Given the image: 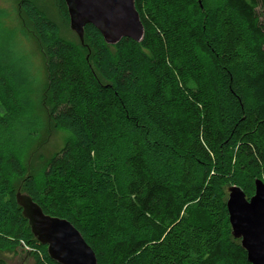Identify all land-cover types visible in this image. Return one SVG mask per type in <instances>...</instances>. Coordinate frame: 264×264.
<instances>
[{
	"label": "trees",
	"instance_id": "trees-1",
	"mask_svg": "<svg viewBox=\"0 0 264 264\" xmlns=\"http://www.w3.org/2000/svg\"><path fill=\"white\" fill-rule=\"evenodd\" d=\"M58 4L69 22L65 0ZM135 6L145 29L141 42L108 45L87 25L83 44L76 35L84 54L31 1L21 2L47 60L50 120L72 140L39 182L0 139V253H18L36 240L11 187L18 178L20 192L45 214L79 230L98 264H250L232 235L227 201L240 176L248 199L255 181L264 182V0ZM3 44L5 134L33 106L26 58ZM128 107L166 150L157 158L144 139L124 133ZM30 121L7 138L27 137ZM30 247L34 264H58L46 248ZM0 264H8L1 255Z\"/></svg>",
	"mask_w": 264,
	"mask_h": 264
},
{
	"label": "rangeland",
	"instance_id": "rangeland-1",
	"mask_svg": "<svg viewBox=\"0 0 264 264\" xmlns=\"http://www.w3.org/2000/svg\"><path fill=\"white\" fill-rule=\"evenodd\" d=\"M22 1L0 0V48L2 42H4L3 47L5 50L17 48L20 54L25 56L30 80V89L28 91L33 107L28 114L22 112L21 116L19 115L17 124H13L8 130L9 132L5 131L4 134L2 128H0V139L6 141L3 143V150L10 149L14 151L27 174L42 182L49 161L68 141L72 140V135L66 130L55 126L50 120L52 103L48 92L47 60L43 46L38 41L32 24L20 8ZM28 1H31L46 18L58 26L62 39L78 46L84 54L87 53L86 48L81 46L76 34L70 29V22L62 16L58 0ZM221 3L222 0H201V4L208 7ZM128 105L131 106L130 104ZM131 107H128L129 110L126 109L124 114V133L129 139L134 134L144 139L147 143L146 146L150 158H157L159 153L166 150H161V145H157L152 140L151 127L141 121L134 113L133 107ZM28 117L31 118V123L28 124L26 129L27 133L29 132L28 136L23 139L19 136L8 139L10 131L17 130L18 124L26 122ZM131 132L134 134H131ZM238 184L243 188L248 185V181L240 176ZM11 187L15 191H22L24 188L23 180L12 179ZM31 243L36 244L35 252H42L43 248L47 249V246L40 245L31 237L29 242L24 243L25 250H19L18 253L7 251L0 253V255L8 264H34L31 255L26 253V250L31 249Z\"/></svg>",
	"mask_w": 264,
	"mask_h": 264
},
{
	"label": "water",
	"instance_id": "water-1",
	"mask_svg": "<svg viewBox=\"0 0 264 264\" xmlns=\"http://www.w3.org/2000/svg\"><path fill=\"white\" fill-rule=\"evenodd\" d=\"M65 3L70 29L82 44L87 25L96 27L108 45L123 38L136 42L144 39L145 29L135 0H65ZM16 201L36 240L47 246L51 260L58 264H98L93 249L68 220L45 214L27 193L19 191ZM227 208L232 235L241 240L249 263L264 264V182L255 181V194L249 199L240 187H230ZM29 252L26 250L28 255Z\"/></svg>",
	"mask_w": 264,
	"mask_h": 264
}]
</instances>
